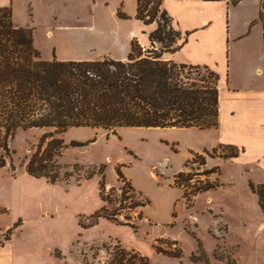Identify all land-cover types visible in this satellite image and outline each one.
<instances>
[{
	"label": "rangeland",
	"instance_id": "374dc122",
	"mask_svg": "<svg viewBox=\"0 0 264 264\" xmlns=\"http://www.w3.org/2000/svg\"><path fill=\"white\" fill-rule=\"evenodd\" d=\"M44 1L13 0L10 7L13 24L31 30L42 60L86 61L79 60L84 54L100 59L104 56L100 52L116 50V38L123 39L125 26L110 21L109 9L105 10L100 0ZM125 10L132 13L131 1L125 3ZM48 31L49 36L45 35ZM108 31L109 38L101 36ZM135 40L143 50L149 48L141 46L137 37ZM48 131L17 130L7 140L10 154L0 168V209H7L0 210V231L4 230L0 242L5 241L6 227L20 218L17 224L25 222V234L41 226L40 243L59 247L52 251L55 264H108L110 250L117 244L147 257L149 264H264L259 188H253L230 159L220 157L236 151L218 147L214 131L122 127L113 134L110 130L71 128L56 136L66 148L55 158L61 170L54 184L28 176L24 167ZM72 142L83 145L71 146ZM195 155L204 158V166H198L200 159L191 163ZM213 167L219 175L202 174ZM100 168L105 202L99 195ZM91 172L94 175L86 179ZM117 172L133 188V194L148 201L145 207L123 209L129 205L128 199L116 210L124 186ZM180 172L192 175L190 185L195 180H218L220 186L185 199L184 189L174 186V177ZM102 206L106 214L119 212L117 221L90 218ZM156 248L172 254L179 251L180 257H168Z\"/></svg>",
	"mask_w": 264,
	"mask_h": 264
},
{
	"label": "trees",
	"instance_id": "16d2710c",
	"mask_svg": "<svg viewBox=\"0 0 264 264\" xmlns=\"http://www.w3.org/2000/svg\"><path fill=\"white\" fill-rule=\"evenodd\" d=\"M119 17L124 18L120 14ZM135 18L143 26L154 23L156 27L147 35L149 48L143 50L133 39L124 61L108 58L45 61L33 46L31 30L15 27L11 8L0 7V168L5 166V158L10 154L7 140L17 130H49L41 136L24 167L28 176L45 178L54 184L61 170L55 158L66 148L63 140L56 136L68 129L89 127L110 130L114 134L122 127L206 130L217 126L218 74L207 66L162 59L164 53L177 51L180 47L177 42L182 39L163 8V0H136ZM70 145L83 144L72 142ZM235 151L220 157L232 159L238 154ZM197 159H200L198 166L205 165L204 158L196 155L191 163ZM216 172L219 173L218 168L213 167L202 174ZM97 173L101 178L100 200L105 202L102 168ZM117 173L124 186L116 210L128 199L130 203L123 209L133 211L145 207L148 201L133 194V188L120 172ZM93 175L91 172L85 178ZM191 179L192 175L181 172L174 177V186L184 189L185 199L220 186L218 180L213 183L195 180L190 185ZM188 188L191 191L186 193ZM128 192L131 194L127 196ZM257 193L258 205L264 214L263 194L260 190ZM104 211L102 206L90 218L117 221L115 215L119 212L112 215ZM120 224L133 227L128 223ZM9 233L10 230L6 231L5 241ZM156 252L180 257L179 251L172 254L156 248ZM109 255L108 264H149L147 257L120 244L114 246Z\"/></svg>",
	"mask_w": 264,
	"mask_h": 264
},
{
	"label": "crops",
	"instance_id": "0c3cea01",
	"mask_svg": "<svg viewBox=\"0 0 264 264\" xmlns=\"http://www.w3.org/2000/svg\"><path fill=\"white\" fill-rule=\"evenodd\" d=\"M130 1L133 11L127 13L125 3ZM12 2L0 0V7H11ZM100 2L105 10L109 9L114 25L125 26L123 39L113 41L116 50L100 52L102 58L124 61L136 37L141 46H149L147 35L156 25L143 26L135 18L136 0ZM163 8L182 39L177 42L179 49L164 53L162 59L207 66L218 74V120L217 126L210 130L217 134L218 147L231 146L238 151L229 163L245 174L253 188H259L264 200V0H163ZM109 33L101 36L109 38ZM45 35L49 36V31ZM87 56L81 55L79 60H99ZM35 203L39 207V202ZM0 210L7 212L3 207ZM14 225L6 227L5 231L10 230L9 239L0 242V264H55L52 251L59 247L40 243L41 226L25 234V222L15 228Z\"/></svg>",
	"mask_w": 264,
	"mask_h": 264
}]
</instances>
